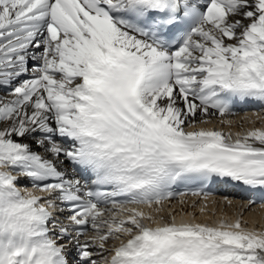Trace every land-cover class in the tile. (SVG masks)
Wrapping results in <instances>:
<instances>
[{
    "label": "snow or ice",
    "instance_id": "snow-or-ice-1",
    "mask_svg": "<svg viewBox=\"0 0 264 264\" xmlns=\"http://www.w3.org/2000/svg\"><path fill=\"white\" fill-rule=\"evenodd\" d=\"M250 102L264 0H0V264H264L242 219L157 218L182 182L264 189V127L188 130Z\"/></svg>",
    "mask_w": 264,
    "mask_h": 264
},
{
    "label": "bare ground",
    "instance_id": "bare-ground-1",
    "mask_svg": "<svg viewBox=\"0 0 264 264\" xmlns=\"http://www.w3.org/2000/svg\"><path fill=\"white\" fill-rule=\"evenodd\" d=\"M206 117L201 113H197L195 117V122L188 128L192 130L194 127H198L197 124L203 121ZM232 128L234 132L245 133L251 128L264 127V116L258 115L253 116L249 120L232 119ZM261 124H260V123ZM203 122L199 125L200 128L203 127ZM212 129V127H208ZM229 130V128H227ZM237 138V135L234 139ZM194 200L188 199L185 206L190 208L195 215H197L193 220L195 223H201V220L208 221L213 220L215 225L221 222L232 223L237 219H242L245 222V226L250 229L264 230V208L254 207L251 204V200L243 198L235 191L228 192L227 196L219 195L218 197H212L208 199H202L195 206H192ZM178 204H174L171 207L163 205V210L157 215H173L172 211ZM144 211H148L147 208ZM169 213V214H168ZM176 218V217H175Z\"/></svg>",
    "mask_w": 264,
    "mask_h": 264
}]
</instances>
